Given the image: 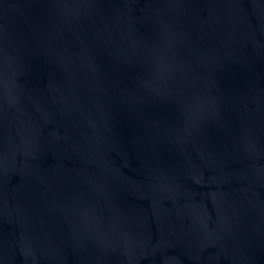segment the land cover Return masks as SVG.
I'll use <instances>...</instances> for the list:
<instances>
[{"label":"water","instance_id":"obj_1","mask_svg":"<svg viewBox=\"0 0 264 264\" xmlns=\"http://www.w3.org/2000/svg\"><path fill=\"white\" fill-rule=\"evenodd\" d=\"M0 264H264V0H0Z\"/></svg>","mask_w":264,"mask_h":264}]
</instances>
